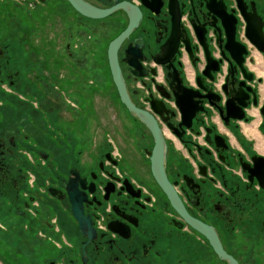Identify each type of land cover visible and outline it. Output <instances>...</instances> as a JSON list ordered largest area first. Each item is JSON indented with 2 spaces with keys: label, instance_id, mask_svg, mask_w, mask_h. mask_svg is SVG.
<instances>
[{
  "label": "flooded vegetation",
  "instance_id": "flooded-vegetation-1",
  "mask_svg": "<svg viewBox=\"0 0 264 264\" xmlns=\"http://www.w3.org/2000/svg\"><path fill=\"white\" fill-rule=\"evenodd\" d=\"M79 1L118 8L90 18L68 0H0V264H264V172L252 169L264 163V51L248 38L245 17L254 14L264 36V0ZM232 18L251 79L223 49ZM129 24L118 64L130 99L160 128L182 212L152 175L150 130L112 80L108 47ZM195 28L219 61L212 79L202 74ZM172 68L204 95L200 76L219 108L196 97L203 109L181 124ZM238 89L249 97L231 113L243 118L225 119L220 109ZM99 94L134 134L126 149L108 134L94 142Z\"/></svg>",
  "mask_w": 264,
  "mask_h": 264
},
{
  "label": "water",
  "instance_id": "water-1",
  "mask_svg": "<svg viewBox=\"0 0 264 264\" xmlns=\"http://www.w3.org/2000/svg\"><path fill=\"white\" fill-rule=\"evenodd\" d=\"M71 2L73 6L77 8V10L84 16L90 17V18H102L104 16H107L108 14L112 13L114 10H116L118 7H111L108 9H98L94 8L92 6H89L87 4L82 3L79 0H68ZM120 7V6H119ZM242 8V7H241ZM243 11V8H242ZM245 14V12L243 11ZM245 15L246 21H247V36L251 40V42L260 50L264 51V36L261 29V24L258 21V18L254 16V14ZM235 19L232 18L228 22L224 23V28L226 32L227 41L225 45L223 46V49L229 53L231 58L238 64L241 68V70L244 73V76L247 79H251V74L247 73L245 69L242 67V61L243 57L242 55L245 53V48L241 44L235 41L234 34H235ZM132 28V24H129V26L124 30L121 34H119L110 44L108 47V60H109V67L111 71L112 80L116 86L120 101L125 105V107L130 111L134 116H136L138 119H140L150 130L152 136L154 145L152 147V150L150 151V168L152 175L158 185L161 187V189L167 194L170 201L174 204L176 208L180 209V201L178 197L176 196L175 192L172 189L171 184L169 183L164 169V163H165V155H166V143L162 136V133L160 131V128L155 120V118L147 111L137 107L132 100L130 99V96L128 94V91L125 86L124 78L122 76L116 51L118 45L121 43L122 39L128 34L130 29ZM196 34L198 36V39L200 40L201 44L203 45L207 65L203 71V75L206 77H209L210 79L213 78L211 75V72L217 71L219 66V61H216L212 59L210 56L207 44L205 42V33L195 28ZM186 48L188 50V53L190 56H192L191 48L189 47V43L187 40L184 41ZM154 59L160 63L164 64L166 60L159 59L157 57H154ZM167 68H170V65L168 64L166 66ZM144 73L139 72L138 75H143ZM167 78L170 80L169 85L171 87L172 94L176 100V103L181 111L182 114V123L183 125H189L191 119L195 115V112L197 110H202L203 107L199 106L198 103L201 102L200 100H195L194 98H206L211 101V103L219 108L215 101L219 100V96L217 94H214L210 90L206 88L202 84V80L200 76H197V84L200 87V89L206 91V94L202 95L200 94L199 90H193L190 88H186L182 85V78L179 76V73L172 68V70L167 72ZM231 83V82H230ZM233 84V83H232ZM225 88V87H224ZM247 92H252L250 88L246 87ZM168 96V94L166 95ZM249 97V95L246 92H243L242 90H237L235 92V95H231L229 99L227 100L225 109H220V113L223 114L225 112L226 117L225 119L233 118V119H240L243 118L244 114L240 115H234L231 113L232 108L236 107L241 108L242 106L246 105L245 100ZM254 103H256V98L254 96ZM152 106L154 110L163 115L168 114L169 111L164 107L163 102L152 100ZM262 114L264 115V105L261 109ZM210 142V138H206ZM217 139L222 140L221 137H215L216 145H218ZM255 158H253L254 160ZM258 169L262 170L264 172V163L261 166H256V164L253 165L252 169ZM259 181L261 182V177L258 176ZM73 211L77 217H79V210L74 204ZM190 223L198 228L201 231L207 232V229L203 227V225L196 223L194 221H190Z\"/></svg>",
  "mask_w": 264,
  "mask_h": 264
},
{
  "label": "rangeland",
  "instance_id": "rangeland-1",
  "mask_svg": "<svg viewBox=\"0 0 264 264\" xmlns=\"http://www.w3.org/2000/svg\"><path fill=\"white\" fill-rule=\"evenodd\" d=\"M101 94L96 95V108L94 111V120H95V130H94V136L96 137L94 142L95 144L98 142L100 138L106 137L107 134L109 137L115 139V144L117 146H122L124 149L127 148L128 145H132L134 142V134H130L129 131H125L121 125V119L119 117V113L122 111L118 110V108L114 109V106L111 101L110 104L107 103V99L102 100L100 99ZM136 100V97H135ZM104 102V103H103ZM107 105H106V104ZM104 104V105H103ZM108 106V108L106 107ZM118 128V129H117ZM123 131V134H125L126 138L121 142L120 138L117 136L118 131ZM137 140V139H136ZM80 146V143L78 144ZM113 151L116 152V149L114 148Z\"/></svg>",
  "mask_w": 264,
  "mask_h": 264
}]
</instances>
